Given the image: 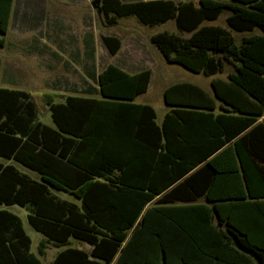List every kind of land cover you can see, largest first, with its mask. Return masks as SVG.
<instances>
[{
    "label": "trees",
    "instance_id": "1",
    "mask_svg": "<svg viewBox=\"0 0 264 264\" xmlns=\"http://www.w3.org/2000/svg\"><path fill=\"white\" fill-rule=\"evenodd\" d=\"M14 1L0 0L3 36ZM98 10L109 25L173 20L179 33L152 36L168 63L207 77L227 63L234 71L213 78V93L189 82L167 87L175 109L160 125L154 107L135 103L150 70L108 65L98 75L101 99L57 103L55 94L0 88V158L40 177L0 162V205L28 208L46 243L66 247L52 264H264V0H100ZM226 10L229 28L204 25ZM233 32L251 34L238 43ZM103 42L114 56L122 47L118 37ZM40 100L53 126L39 120ZM219 101L226 114H214ZM31 247L21 218L1 209L0 264H42Z\"/></svg>",
    "mask_w": 264,
    "mask_h": 264
},
{
    "label": "rangeland",
    "instance_id": "2",
    "mask_svg": "<svg viewBox=\"0 0 264 264\" xmlns=\"http://www.w3.org/2000/svg\"><path fill=\"white\" fill-rule=\"evenodd\" d=\"M96 0H16L9 32L4 46H0L2 71L0 88L22 90L34 96L55 94L56 102H62L68 92L81 95L82 88H89L86 97L101 99L98 74L108 65H116L123 70L139 72L150 68L152 80L148 92L135 103L150 105L157 112L160 123L166 113L164 90L179 82L197 84L211 90V77L187 70L181 65L168 63L160 49L152 42V36L159 33H179L176 22L155 26L144 25L136 16L120 18L115 25H109L106 18L93 8ZM136 1V0H124ZM231 12L226 10L216 23L227 27L225 19ZM258 32V31H257ZM185 34L184 36H187ZM238 43L249 33L234 32ZM104 36L118 37L123 41V49L116 56L108 52L103 42ZM92 56V63L89 58ZM233 66L227 65L224 77ZM84 72L87 80L84 79ZM86 82V83H85ZM39 120L53 126L51 114L43 100L39 101ZM0 162L8 163L0 158ZM22 173L39 180V175L26 167L12 162ZM63 200L80 204L74 196L53 190ZM18 215L26 233L32 240V253L46 242V237L35 231L28 222V208L6 207ZM74 247L88 250L80 242L72 240ZM45 255L39 257L42 264H52L58 253L52 245L46 244Z\"/></svg>",
    "mask_w": 264,
    "mask_h": 264
},
{
    "label": "crops",
    "instance_id": "3",
    "mask_svg": "<svg viewBox=\"0 0 264 264\" xmlns=\"http://www.w3.org/2000/svg\"><path fill=\"white\" fill-rule=\"evenodd\" d=\"M16 1V0H15ZM15 1H14V5H13V12H12V16H13V13H14V8H15ZM122 2H124V3H134V2H147V1H155V0H136V1H124V0H121ZM173 1H175L176 3H179V2H192L196 7H199L200 6V1L201 0H173ZM217 1H226V0H217ZM225 12V11H224ZM223 12V13H224ZM222 13V14H223ZM221 14V15H222ZM221 15L216 19V20H214V21H206L205 23H204V25H211V26H219V27H223L222 25H218V24H216L219 20H220V18H221ZM230 16V14L228 15V17ZM228 17L225 19V23L227 24V19H228ZM12 19V18H11ZM10 25H11V22H10ZM223 28H229L228 27V24H227V27H223ZM258 31V32H257ZM236 33H238V32H236ZM254 33H261L259 30H256ZM233 34H234V32H233ZM240 34H245V33H240ZM249 34H251V33H249ZM235 36V35H234ZM121 40V39H120ZM122 41V40H121ZM238 42V41H237ZM122 47H123V41H122ZM121 47V49H120V51L123 49ZM120 51H119V53H120ZM108 52H109V50H108ZM110 53V52H109ZM111 54V53H110ZM112 55V54H111ZM112 56H114V55H112ZM116 56V55H115ZM89 63H92V56H90V58H89ZM227 65H230V66H233L232 64H229V63H227L226 64V68H227ZM122 69V68H121ZM145 70H150L151 72H152V70L150 69V68H148V69H145ZM145 70H142V71H145ZM126 71V70H125ZM142 71H139V72H135V71H132V70H127L126 72H128V73H130V74H136V73H140V72H142ZM234 71V70H233ZM233 71H231V72H233ZM102 72V71H101ZM100 72V73H101ZM226 72V71H225ZM99 73V74H100ZM230 73V72H229ZM228 73V74H229ZM98 74V75H99ZM225 74V73H224ZM224 74H220V75H217V76H215V77H211L212 78V80H213V78H222V79H227V76H228V74H227V76L226 77H224V76H222V75H224ZM1 76V75H0ZM84 79H85V81L87 80V76H86V73L84 72ZM151 80H152V78H151ZM212 80H211V82H212ZM86 83V82H85ZM150 88V87H149ZM14 90V89H13ZM166 90V89H165ZM164 90V91H165ZM206 90V89H205ZM90 91V89L89 88H81L80 89V92H77V93H79V94H81V95H71V93L70 92H68V94L67 95H69V96H77V97H86V96H84V94L85 95H87V93ZM207 91V90H206ZM208 92H210V93H213V89H212V86H211V90H209ZM66 95V96H67ZM137 100V99H136ZM164 102H165V100H164ZM166 104V103H165ZM225 106H221V102L219 101L218 102V107H217V109L214 111V114H216V115H218V114H221V113H225L224 112V110H225ZM175 109V107H171V106H168V105H166V113L164 114V116H163V118H162V121L159 123L158 121H157V118H156V122L160 125V124H162V122H163V120H164V118H165V116L168 114V113H170L172 110H174ZM226 114V113H225ZM228 114V113H227ZM158 117V116H157ZM263 119H264V117H260L259 118V120H258V123H261L262 121H263ZM42 122V121H41ZM8 163H6V164H10V163H12V162H9V161H7ZM13 164V163H12ZM20 171V170H19ZM25 174V173H24ZM32 178V177H31ZM34 179V178H33ZM35 180H38V179H35ZM39 180H40V177H39ZM151 205H154V203H152ZM0 206H3V205H0ZM7 207V206H6ZM11 207H13V206H11ZM1 210V209H0ZM6 210H8V209H6ZM9 211V210H8ZM11 212V211H10ZM18 216V215H17ZM27 218H28V216H27ZM24 226V225H23ZM25 229V228H24ZM72 240L73 239H71L70 240V246L71 247H74L73 246V244H72ZM75 242H78L77 240H75ZM81 243V242H80ZM45 244H48V243H46L45 242ZM48 245H52L53 246V248H56L57 250H58V253L60 252V251H62V250H64L66 247H62V248H57L56 246H54L53 244H48ZM46 248H47V246H46ZM77 248V247H76ZM79 248V247H78ZM46 250V249H45ZM45 250H44V255H45ZM32 252V251H31ZM58 253H57V255H58ZM35 254V253H34ZM38 255L37 256H40L39 255V249H38V253H37ZM36 255V254H35ZM43 255V256H44ZM56 255V256H57ZM43 256H40V257H43ZM56 256H55V258H56ZM54 258V259H55ZM54 261V260H53ZM53 263V262H52Z\"/></svg>",
    "mask_w": 264,
    "mask_h": 264
},
{
    "label": "water",
    "instance_id": "4",
    "mask_svg": "<svg viewBox=\"0 0 264 264\" xmlns=\"http://www.w3.org/2000/svg\"><path fill=\"white\" fill-rule=\"evenodd\" d=\"M92 6L95 9L99 8V6H100V0H96L95 2H93Z\"/></svg>",
    "mask_w": 264,
    "mask_h": 264
}]
</instances>
